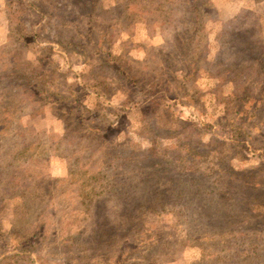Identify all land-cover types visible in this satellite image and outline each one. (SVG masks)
Listing matches in <instances>:
<instances>
[{
	"label": "rangeland",
	"instance_id": "1",
	"mask_svg": "<svg viewBox=\"0 0 264 264\" xmlns=\"http://www.w3.org/2000/svg\"><path fill=\"white\" fill-rule=\"evenodd\" d=\"M0 264H264V0H0Z\"/></svg>",
	"mask_w": 264,
	"mask_h": 264
},
{
	"label": "trees",
	"instance_id": "2",
	"mask_svg": "<svg viewBox=\"0 0 264 264\" xmlns=\"http://www.w3.org/2000/svg\"><path fill=\"white\" fill-rule=\"evenodd\" d=\"M172 1H174V0H166V2H172ZM193 1H195V0H187V3L189 2V3H191V2H193ZM134 3V2H133ZM133 3H130V4H133ZM204 10V9H203ZM235 36H238L237 34H234Z\"/></svg>",
	"mask_w": 264,
	"mask_h": 264
}]
</instances>
